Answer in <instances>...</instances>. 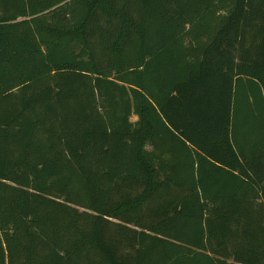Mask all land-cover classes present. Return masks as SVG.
<instances>
[{"label": "trees", "instance_id": "obj_1", "mask_svg": "<svg viewBox=\"0 0 264 264\" xmlns=\"http://www.w3.org/2000/svg\"><path fill=\"white\" fill-rule=\"evenodd\" d=\"M0 264H264V0H0Z\"/></svg>", "mask_w": 264, "mask_h": 264}, {"label": "rangeland", "instance_id": "obj_2", "mask_svg": "<svg viewBox=\"0 0 264 264\" xmlns=\"http://www.w3.org/2000/svg\"><path fill=\"white\" fill-rule=\"evenodd\" d=\"M131 120H132V122H135V121L137 120V118L133 116V117L131 118Z\"/></svg>", "mask_w": 264, "mask_h": 264}]
</instances>
